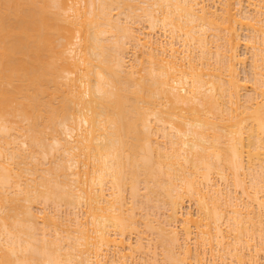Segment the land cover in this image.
Returning a JSON list of instances; mask_svg holds the SVG:
<instances>
[{
	"label": "bare ground",
	"instance_id": "bare-ground-1",
	"mask_svg": "<svg viewBox=\"0 0 264 264\" xmlns=\"http://www.w3.org/2000/svg\"><path fill=\"white\" fill-rule=\"evenodd\" d=\"M137 257L264 264V0H0V264Z\"/></svg>",
	"mask_w": 264,
	"mask_h": 264
},
{
	"label": "rangeland",
	"instance_id": "rangeland-1",
	"mask_svg": "<svg viewBox=\"0 0 264 264\" xmlns=\"http://www.w3.org/2000/svg\"><path fill=\"white\" fill-rule=\"evenodd\" d=\"M240 32H241V36H242V39H241L242 45L240 47V52L242 53L241 54L242 56L243 55L244 56L246 55V57H245V59H246V66H245V68L241 67V69H240V73H241L240 76L242 75V77H246V81L249 84H252V79L253 78H252V74H251V71H250V60H251V56H250V53L249 52H247L246 54H244V47H245L244 43H245V41L247 39L246 38L247 37L246 36L247 30L241 29ZM126 194H128V193H126ZM38 205H40V204H38ZM191 208L194 209V205H192ZM135 235H136L135 233H132V239L133 240H135ZM136 260L138 261L139 264H143V259L141 257H137Z\"/></svg>",
	"mask_w": 264,
	"mask_h": 264
}]
</instances>
